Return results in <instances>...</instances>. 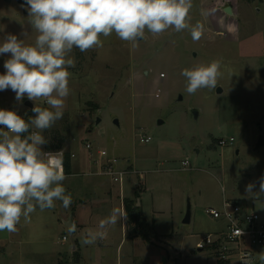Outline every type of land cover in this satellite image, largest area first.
<instances>
[{
	"label": "rangeland",
	"instance_id": "obj_1",
	"mask_svg": "<svg viewBox=\"0 0 264 264\" xmlns=\"http://www.w3.org/2000/svg\"><path fill=\"white\" fill-rule=\"evenodd\" d=\"M227 6L232 14L224 11ZM22 9L16 0H0V42L11 33L34 44L36 33ZM197 22L204 28L198 41L188 29L177 33L170 28L158 36L145 30L135 47L113 33L101 35V47L84 53L74 49L70 56L76 66L69 68L64 116L43 132L52 146L62 141L60 152L74 154L77 164L105 149L110 159H117L116 169L128 172L123 193L130 199L134 191L139 193L150 223L145 233L160 247L158 254L142 257V264H219L210 250L199 251L196 243L225 228L224 220L206 213L208 207L219 208L224 197L254 209L264 220V202L254 201L264 194L245 190L256 182L253 192H258L264 176V0H192L188 23ZM7 58L0 56V74ZM213 60L221 62L217 87L188 94L181 71ZM27 100L16 101L10 89L0 91V109L14 110L25 120L34 116ZM37 104L48 107L43 100ZM146 137L150 140L142 142ZM220 139L227 144L219 145ZM87 143L93 147L92 157ZM82 171L88 169L78 166L71 178L72 198L76 186L77 197H88L80 189L93 176ZM106 183L110 186L103 193L109 195L113 188L111 211L120 210V184ZM56 206L37 208L28 222L22 217L14 233L0 232V264H36L34 253L52 246L72 264L75 237L62 223L71 213L59 201ZM188 209L191 220L185 223ZM153 222L160 236L150 231ZM113 225L119 236L120 221ZM131 235L126 233L127 241ZM5 239L12 243L6 255ZM129 243L123 246L121 264H128ZM109 249L106 264L119 263L115 248Z\"/></svg>",
	"mask_w": 264,
	"mask_h": 264
},
{
	"label": "clouds",
	"instance_id": "obj_2",
	"mask_svg": "<svg viewBox=\"0 0 264 264\" xmlns=\"http://www.w3.org/2000/svg\"><path fill=\"white\" fill-rule=\"evenodd\" d=\"M22 7L36 33L34 44L11 33L0 42V56H9L0 74V91L10 89L16 101L27 97L34 104L29 120L14 110L0 109V232L8 233L17 231L22 217L28 222L37 208H54L57 201L64 207L72 203L64 187L62 155L45 152L42 146L48 143L43 132L64 116V101L70 95L69 68L76 66L70 56L73 50L84 53L101 47V35L113 33L135 47L145 38V30L158 36L170 28L177 33L188 29L194 41L204 31L199 22L188 23L192 0H24ZM220 68L221 62L213 60L183 69L186 92L215 89ZM40 100L48 107L39 106ZM258 182V192H253L256 182L246 185V192L264 194V176ZM123 217L114 209L82 242L91 245L103 239L107 226ZM260 262L264 264V255Z\"/></svg>",
	"mask_w": 264,
	"mask_h": 264
},
{
	"label": "crops",
	"instance_id": "obj_3",
	"mask_svg": "<svg viewBox=\"0 0 264 264\" xmlns=\"http://www.w3.org/2000/svg\"><path fill=\"white\" fill-rule=\"evenodd\" d=\"M107 151V150H106ZM45 152H53L62 155L60 151H46ZM75 156H72V153H70V173H65L67 179L64 181V187L66 188L67 193H71L72 195V184L73 180L71 178L78 173L75 172L76 169H78V166L83 167L84 169H88V172H83L81 175H87V176H93L88 179V181L85 183V186L80 189L81 191L86 190L88 193L87 198H83V196L79 195L77 197V192H79L78 187L76 186L77 191L74 195V198H72V203L65 207L67 213H71V216H67L68 218L64 219L62 223H64L67 226V223L71 222L72 227H68V229L73 231L72 237H75L74 243L71 247V254H72V264H106L108 259V256L106 252H108L110 249L115 248V256L117 259L116 264L120 263V258L123 251V246L127 243H129V247L126 249L125 256L128 258L126 261L128 264H134L136 262V258L138 257L139 263L142 264V257L145 256H152L154 254H158L159 246L157 243H155L152 240H146L143 239L141 234L136 233L132 236V240L127 241L126 239V233L129 231L130 233L134 232V224L129 223L127 221V217H123L120 220V235L117 236L116 234V228L114 229V225H108L106 228V235L103 239H98L94 244H84L82 241L84 238H86L87 233L89 231H96L98 230V225L101 220L105 219L109 216L111 211V206L113 203V188L109 187V195L106 193H103L102 191L107 188L109 184L106 183V181L109 179V181L115 182L110 176L105 174H100L99 170L101 169L99 162H96L95 159L86 158L79 162V164L76 163L74 160ZM111 160L109 158V152L108 157L106 158V161ZM105 161H103L104 163ZM90 174V175H88ZM117 183V182H116ZM74 185V184H73ZM110 186V185H109ZM102 192V194L100 193ZM134 191V197H135ZM102 195V196H101ZM227 199L233 198V197H225ZM124 199H130L129 196H126L123 193L122 185H119V203H120V212L125 214L124 207H123V200ZM223 200V199H222ZM255 204L258 202H264V196L262 197H255ZM62 203V202H61ZM222 203V202H221ZM220 203V205H221ZM146 204H143L142 199H137V206H140V211L142 213V216L145 220L146 226H148L150 223H148L147 218V212L144 207ZM57 208H61V206H56ZM154 216L156 214L155 210H153ZM68 214V215H69ZM259 214V213H258ZM262 218V217H261ZM58 220V224H59ZM155 222V221H154ZM152 226V230L155 232V235H159L157 231L155 230V226ZM149 228V226H148ZM147 229V227L145 228ZM65 235L63 234L62 239ZM160 236V235H159ZM66 237V236H65ZM67 240V238L63 239ZM5 244V251L3 252L4 255L8 254L12 243L10 240H4ZM74 252L78 254V258L76 261L74 260ZM60 251L56 250L54 246L50 247V250L48 252H35L34 255L37 256L35 262L36 264H66L64 260L59 256ZM264 255V249L259 250L256 253L255 256V263L260 260V256Z\"/></svg>",
	"mask_w": 264,
	"mask_h": 264
},
{
	"label": "built area",
	"instance_id": "obj_4",
	"mask_svg": "<svg viewBox=\"0 0 264 264\" xmlns=\"http://www.w3.org/2000/svg\"><path fill=\"white\" fill-rule=\"evenodd\" d=\"M149 137L141 138V141L148 142ZM233 139L231 138V142ZM219 145L225 146L227 141L219 140ZM89 155L93 156V147L86 144ZM101 169L100 174L110 176L120 186L123 183L126 170H118L115 167L117 159L106 161L108 152L105 149L96 151ZM74 156V154H72ZM104 159V163L102 160ZM101 160V161H100ZM186 164V161L183 162ZM213 218L224 220L225 228L214 233L207 234L202 240L196 243L198 249H208L221 264H253L259 250L264 249V220L254 210L245 207L238 201L223 198L219 208L208 207L206 209ZM66 237L64 236L63 239Z\"/></svg>",
	"mask_w": 264,
	"mask_h": 264
},
{
	"label": "trees",
	"instance_id": "obj_5",
	"mask_svg": "<svg viewBox=\"0 0 264 264\" xmlns=\"http://www.w3.org/2000/svg\"><path fill=\"white\" fill-rule=\"evenodd\" d=\"M29 120V119H27ZM63 142L59 141L56 146H52L51 144H45L46 151H61ZM62 157L64 161V171L65 173H70V153L68 151L62 152ZM139 198V193L135 192L134 199H124L123 207L125 211V215L127 217V221L131 224H134V234H141L143 239L149 240L148 235L145 233L146 223L140 211V206H137V199ZM78 258V254L74 252V260ZM221 264V263H219Z\"/></svg>",
	"mask_w": 264,
	"mask_h": 264
},
{
	"label": "water",
	"instance_id": "obj_6",
	"mask_svg": "<svg viewBox=\"0 0 264 264\" xmlns=\"http://www.w3.org/2000/svg\"><path fill=\"white\" fill-rule=\"evenodd\" d=\"M16 1H17V3L20 4L21 6H22V4L24 3V0H16ZM22 11H23V13L27 14L26 8L23 7ZM224 11H225L227 14H232V7H231V6H227V7H225ZM221 91H222L221 88L218 87V88H217V92L220 93ZM180 99H181V96H180ZM25 104H26L28 107H30L31 109H32L33 106H34L33 103H32L31 101H29V100H27ZM190 220H191V212H190V209H188L187 212H186V214H185V217H184L183 222L188 223V222H190ZM67 226H68V227H72V226H71V222H70V223L68 222V223H67ZM198 250L201 251V249H198ZM253 264H261V262H260V260H259V261H257L256 263H253Z\"/></svg>",
	"mask_w": 264,
	"mask_h": 264
}]
</instances>
